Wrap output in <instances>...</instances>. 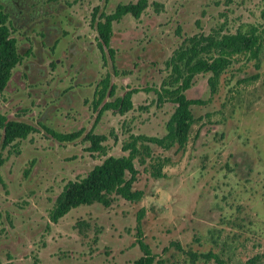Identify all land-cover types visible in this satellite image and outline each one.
<instances>
[{
    "label": "rangeland",
    "instance_id": "obj_1",
    "mask_svg": "<svg viewBox=\"0 0 264 264\" xmlns=\"http://www.w3.org/2000/svg\"><path fill=\"white\" fill-rule=\"evenodd\" d=\"M134 1L107 0L105 11ZM156 2L161 7L150 4L139 20L125 17L114 25L119 77L108 55L103 63L100 51L89 48L91 11L101 0H58L55 11L58 5L66 11L62 32L52 28L45 44L36 38L31 54L12 70L0 93V116L38 131L2 147L0 127V264H128L143 255L140 242L155 255L153 264H218L201 256L207 253L221 264H264V0ZM252 29L257 55L232 56L213 93L209 74L194 77L186 95L205 103L191 107L195 122L184 147L151 145L150 157L137 163L133 189L143 192L139 201L113 195L108 207L80 205L51 222L49 212L68 181L108 156L127 155L122 145L131 135L166 134L174 104H159L153 90L169 78L165 62L175 50L194 35ZM12 34L24 52L25 37ZM61 34L66 39L54 59L62 51L65 59L55 63L50 46ZM106 74L116 82V94L140 92L130 111L101 116L94 132L105 137L104 152H94L82 136L94 122L91 83ZM65 86L72 97L64 95ZM41 114L47 127L81 129L82 136L54 140L41 127Z\"/></svg>",
    "mask_w": 264,
    "mask_h": 264
},
{
    "label": "trees",
    "instance_id": "obj_2",
    "mask_svg": "<svg viewBox=\"0 0 264 264\" xmlns=\"http://www.w3.org/2000/svg\"><path fill=\"white\" fill-rule=\"evenodd\" d=\"M148 0H138L136 4H129L117 7L115 12L106 16L105 22L98 23V30L102 32L107 42L111 33L113 20L119 19L125 13H132L138 17L141 10L147 5ZM258 36L254 29L249 32L236 31L233 34H198L187 39V41L174 51L173 55L165 62L169 69V78L162 81L157 97L159 102L170 100L175 105V110L166 123V134L163 137H146L143 135L130 136V140L122 145L127 155L108 156L101 163L96 164L84 177L68 181L62 191L57 195L53 207L49 212V219L57 223L71 209L80 205H91L99 203L105 207L110 206L113 195L134 202L142 198L141 190L133 189L138 178V165L143 164L146 158L150 157V146L158 145L164 149L176 144L179 148L184 147L188 140L191 126L195 119L190 111L192 104H203L201 99H188L184 91L189 88L192 78L197 74H209L207 83L213 93L218 83L219 75L229 64L234 55L248 54L255 57L259 51ZM19 61L16 51V42L11 37L7 24V16L0 5V93L10 79L11 71ZM108 78L106 77L100 91L103 98L108 89ZM112 93L113 89L110 90ZM118 106L106 104V107ZM120 112L127 111L131 104L129 97L121 101ZM0 126L4 130L3 147L14 139L25 138L32 127L22 122L7 121L0 116ZM60 141L73 140L80 135V132L60 133L48 130ZM89 151L104 152L101 145L105 137L89 134ZM3 160L0 158V165ZM160 165L156 167V174L160 173ZM143 255L128 264H153L155 255L149 247L140 242ZM206 259L214 257L218 264H221L216 256L211 253L202 254Z\"/></svg>",
    "mask_w": 264,
    "mask_h": 264
},
{
    "label": "flooded vegetation",
    "instance_id": "obj_3",
    "mask_svg": "<svg viewBox=\"0 0 264 264\" xmlns=\"http://www.w3.org/2000/svg\"><path fill=\"white\" fill-rule=\"evenodd\" d=\"M57 1L58 0H0L1 8L7 16V24H8L9 30H10L11 37L16 42V51H17V54L19 57V61L15 64L14 68L23 61L24 57L31 54L32 47L30 46V44L35 43L36 38L39 39L40 44H45L48 42L49 36L51 35V29L52 28H55V26H56L57 30H59L58 32H62L61 30H63V28H62V26L59 27V25L64 23V19H65L64 17L66 16V11H60L59 10V7L60 8L63 7L61 5H58V7L56 8L57 11H55V5H56ZM106 1L107 0H101L102 4L100 3L98 5L93 6V8H92L90 25L92 26V29L94 31V37H93L94 39L91 40L90 42L91 43L94 42V44H93V46H91L89 48H92L90 51L95 50V49L100 51L101 61L103 63L107 62L106 55H108L109 59L111 60V62L113 64V74L115 77H119L122 74H120L121 72H119L114 65V61L116 60V52H118V51L112 47V41H113V37H114V25L119 24L122 21V19L125 17H131L133 19L139 20L141 18L142 14L145 12V10L150 6V4L154 7H158V6L161 7V4H158L156 2V0H148L147 5L141 10L138 17H136L132 13L128 12V13L123 14L119 19L113 20L112 24H111V33H110L109 38L106 42L103 38L102 32H100L98 30V23L105 22L106 16L113 14L115 12V10L117 9V7L123 6V5H129V4H136L138 0H135L134 2H128V3H117L115 5V7L112 8V10H110L109 12L105 11ZM155 11H157V9ZM14 30L16 32L18 31L20 33V35H22V37H25L24 40L27 41L25 43H27L29 45V47H27L24 52L21 51L20 50L21 48H19L17 46V44H18L17 39L12 34ZM28 34H30V36ZM65 35H67V34H65ZM65 35L61 34V37H58L57 39H55V41L53 42V45L50 46L51 57L55 63H59L62 60V58L65 59V57H62L65 54L64 51L59 53V55H60L59 59L58 58L54 59L55 50H56L57 46L60 44V42L62 40L66 39ZM52 37H54V36L52 35L51 39H52ZM71 45H73V44H71ZM71 45L69 47H71ZM66 51H67V49H66ZM70 56H71V53H70ZM66 60L68 62L67 66L72 65L71 60H69L68 57L66 58ZM51 66H53V62L51 63ZM165 67H166V65H165ZM167 70H169V69H167ZM11 74H12V71H11ZM195 76L196 75L193 76L189 88L184 91L185 95H186V91L191 89ZM106 77L108 78V81H109L108 89L106 91L105 96L103 98H101L100 91L102 89L103 82H104ZM110 77H111L110 74H106L102 78H98V80L96 82L91 83L92 87L94 85V88H92V100H91V105H92L91 107H92V110L94 112V122H93L91 128L83 136H82L83 130L80 129V130L74 131V132H80V135L73 140L60 141V140L56 139L48 131V130H53V129L47 127L43 123L44 116L42 114H44L45 110L43 111V113L40 116L42 118V123H40L41 127L46 131V133L48 135L51 136V138H53L54 140H56L58 142H73L74 140H76L82 136V139L87 141L90 145L91 144L90 140L87 138V136L89 134H95V135L103 136L101 134H97L94 132V127L99 122L101 116L106 112H116L119 114H124V113L130 111L133 108V101H132L133 96L140 92V90L137 88H125L123 93L116 94V90H117L116 82L110 80L111 79ZM10 78H11V75H10ZM207 80H208V78H207ZM9 81H10V79H9ZM9 81H8V83H9ZM8 83H7V85H8ZM7 85H6V87H7ZM6 87H5V89H6ZM65 89H66V91H65L64 95L68 96V98H69V96L72 97L71 94H68V91H67V90H69V87L65 86ZM112 89H113V91H112V93H110L111 92L110 90H112ZM158 90H160V88ZM158 90H153V91H155V93H156ZM144 91L149 92L150 90L146 88V89H144ZM126 96L129 97V102H130L131 106L127 111L120 112V106L119 105L121 104V101H123L126 98ZM156 96H157V94H156ZM186 97H187V95H186ZM66 99H67V97H66ZM188 99H199V98H188ZM156 100L158 101V97H156ZM166 101L174 104L170 100H166ZM115 103H118V106H109V107L105 108L106 104H115ZM158 103L160 104L162 102L158 101ZM197 105H199V104H192L190 106L191 113H192L191 107L197 106ZM174 110H175V105H174L173 112H174ZM173 112H172V114H173ZM4 118H5V122L16 121V120H9L6 117H4ZM17 122H22V121H17ZM22 123L32 127L33 131L29 132L28 134L38 131V129L32 124H29L26 122H22ZM165 128H166V124H165ZM53 131H55V130H53ZM68 133H72V132H68ZM3 135H4V130L2 132V140H1L2 145H3ZM25 138H18V139H25ZM18 139H14L13 141H16Z\"/></svg>",
    "mask_w": 264,
    "mask_h": 264
}]
</instances>
